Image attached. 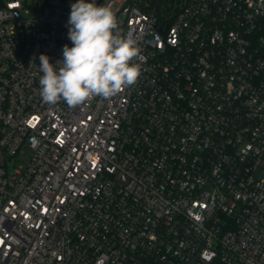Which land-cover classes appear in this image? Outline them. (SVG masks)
Returning <instances> with one entry per match:
<instances>
[{"label":"built area","instance_id":"1","mask_svg":"<svg viewBox=\"0 0 264 264\" xmlns=\"http://www.w3.org/2000/svg\"><path fill=\"white\" fill-rule=\"evenodd\" d=\"M76 2L0 0V264H264V0H95L141 75L53 106Z\"/></svg>","mask_w":264,"mask_h":264},{"label":"clouds","instance_id":"2","mask_svg":"<svg viewBox=\"0 0 264 264\" xmlns=\"http://www.w3.org/2000/svg\"><path fill=\"white\" fill-rule=\"evenodd\" d=\"M67 24L72 46L64 45L62 58L52 64L47 55L39 57L44 102L54 106L63 101L76 108L95 97H114L137 82L142 71L137 61L145 58L133 35L120 34L110 5L77 0Z\"/></svg>","mask_w":264,"mask_h":264},{"label":"rangeland","instance_id":"3","mask_svg":"<svg viewBox=\"0 0 264 264\" xmlns=\"http://www.w3.org/2000/svg\"><path fill=\"white\" fill-rule=\"evenodd\" d=\"M255 175L256 176H258V177H260V178H263L264 177V171H262V170H256L255 171Z\"/></svg>","mask_w":264,"mask_h":264}]
</instances>
